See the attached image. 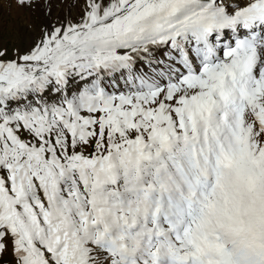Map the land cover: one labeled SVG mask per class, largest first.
<instances>
[{"label": "snow or ice", "instance_id": "snow-or-ice-1", "mask_svg": "<svg viewBox=\"0 0 264 264\" xmlns=\"http://www.w3.org/2000/svg\"><path fill=\"white\" fill-rule=\"evenodd\" d=\"M0 13V264H264V0Z\"/></svg>", "mask_w": 264, "mask_h": 264}, {"label": "rangeland", "instance_id": "rangeland-1", "mask_svg": "<svg viewBox=\"0 0 264 264\" xmlns=\"http://www.w3.org/2000/svg\"><path fill=\"white\" fill-rule=\"evenodd\" d=\"M0 15H2V13H0Z\"/></svg>", "mask_w": 264, "mask_h": 264}]
</instances>
